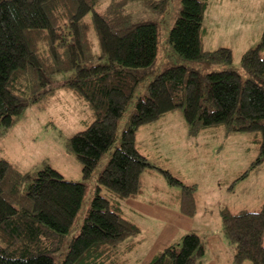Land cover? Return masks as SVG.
I'll return each mask as SVG.
<instances>
[{
    "label": "trees",
    "instance_id": "trees-1",
    "mask_svg": "<svg viewBox=\"0 0 264 264\" xmlns=\"http://www.w3.org/2000/svg\"><path fill=\"white\" fill-rule=\"evenodd\" d=\"M132 1L163 14L170 7V0H0V126L11 127L26 108L50 94L54 75L74 72L63 84L80 92L95 120L70 139V146L83 166V178L91 181L115 145L127 108L134 104L135 110L98 176L79 234L68 242L87 186L66 181L51 167L31 175L0 160V264L126 263L123 253L135 249L141 228L123 216V204L140 196V179L148 170L181 187V213L196 217L195 188L149 163L135 143L140 127L177 109H184L191 134L220 125L261 133L259 156L251 168L264 162V34L242 56L241 72L228 68L231 49L203 50L209 0H181L168 43L187 63L149 81V74L140 70L157 60L158 24L133 22L126 12ZM146 81L142 94L139 88ZM220 217L224 238L235 245L234 264H264V206L260 212L239 214L225 208ZM130 238L135 242L120 251ZM204 254L200 237L189 233L149 264H199L196 259Z\"/></svg>",
    "mask_w": 264,
    "mask_h": 264
},
{
    "label": "rangeland",
    "instance_id": "rangeland-1",
    "mask_svg": "<svg viewBox=\"0 0 264 264\" xmlns=\"http://www.w3.org/2000/svg\"><path fill=\"white\" fill-rule=\"evenodd\" d=\"M105 6L98 10L103 12ZM208 6L211 14L208 10L205 12L203 26L210 31L203 34V50L231 49L233 64L228 68L241 72L242 56L262 42L264 0H209ZM180 11L181 0H170L165 14L137 1H132L126 9L135 23L158 24L157 60L152 67L140 70L142 74H149V81L167 68L187 63L168 43L169 33ZM223 20L226 22L222 23ZM93 40L98 49L94 36ZM74 76V72L54 75L50 94L26 108L11 127L5 129L0 126V160L8 161L19 171L31 175L51 167L66 181L87 186L85 205L66 237L67 242L79 234L98 176L120 145L129 116L135 112L134 104L127 108V113L120 120L115 145L103 156L91 181H86L83 166L70 146V139L86 130L95 116L80 92L64 86L63 83ZM149 81L139 88V92L146 93L144 88ZM186 124L184 109H177L140 127L135 143L149 163L169 171L185 185L195 188L197 216L191 218L181 213V187L171 186L157 170L145 171L140 179L142 193L138 202L130 200L123 204V216L141 228V233L135 238L140 243L130 238L132 240L119 248L124 252V248L131 244L129 242L136 243L134 250L123 253L124 264H149L167 244L181 243L183 236L189 233L197 234L205 247V254L196 259L197 263L234 264L235 245L223 236L220 211L227 208L239 214L263 209L264 162L251 168L259 156L261 133L239 132L220 125L199 128L191 134ZM245 173H248L247 177L241 179ZM102 194L106 196L107 192L103 190ZM244 264L252 263L246 261Z\"/></svg>",
    "mask_w": 264,
    "mask_h": 264
},
{
    "label": "crops",
    "instance_id": "crops-1",
    "mask_svg": "<svg viewBox=\"0 0 264 264\" xmlns=\"http://www.w3.org/2000/svg\"><path fill=\"white\" fill-rule=\"evenodd\" d=\"M214 2H216V0H214ZM238 2H239V0H238ZM224 3V2H223ZM223 3L221 4V8H222V6H223ZM209 9H210V7L208 6V8H207V10H208V12L210 13V11H209ZM211 14V13H210ZM213 15V19H214V22H216V18L214 17V13L212 14ZM229 20V19H228ZM213 21V20H212ZM224 22H226L225 20H223L222 21V23H224ZM217 23V22H216ZM203 24H204V20H203ZM203 29H204V35H207L208 33H209V28L208 27H206V26H203ZM140 197V196H139ZM139 197H137V198H135V199H132V200H135V202H138V200H139ZM130 201V200H129ZM180 212V211H179ZM178 212V213H179ZM226 240V239H225ZM137 243H140L139 241H136ZM172 243H169V244H167L168 246L169 245H171ZM167 247V246H166Z\"/></svg>",
    "mask_w": 264,
    "mask_h": 264
}]
</instances>
